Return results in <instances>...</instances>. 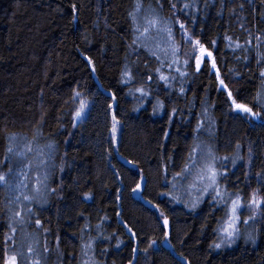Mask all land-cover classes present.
Listing matches in <instances>:
<instances>
[{
    "label": "trees",
    "instance_id": "obj_1",
    "mask_svg": "<svg viewBox=\"0 0 264 264\" xmlns=\"http://www.w3.org/2000/svg\"><path fill=\"white\" fill-rule=\"evenodd\" d=\"M141 2V25L147 10L154 9L172 27L175 57L164 51L172 41L155 29L136 39L129 13L137 0H0V172L9 166L14 173L26 171L28 195L36 176L48 173L47 195L24 203L32 213L25 212L23 223L13 222L9 211L21 210L9 205L17 193L0 184V264L5 247L9 255L22 253L18 264H31L37 257L28 253L29 246L41 264H264V208L243 223L250 216L248 194L257 188L264 194V100L256 99L264 66L256 64L254 47L248 53L234 50L225 39L243 45L248 32L264 33V0ZM181 23L213 53L220 78L237 101L260 116L232 110L210 62L196 71ZM177 68L187 75L181 77ZM126 70L134 78L128 83L123 82ZM161 73L170 77L168 85L159 80ZM139 87L150 95L141 97ZM75 92L88 102L80 120L74 119ZM113 112L120 122L115 140ZM13 134L16 152L25 151L26 144L32 152L6 153ZM209 148L219 158L218 170L226 173L218 177L220 191L239 192L245 205L238 212V237L219 249L210 245L220 243L218 228L225 226L235 196L220 201L211 190L199 191L203 185L196 173ZM236 156L243 159L234 166ZM41 159L46 164L37 167ZM29 163L31 169L25 168ZM186 166L190 171L184 172ZM137 184L141 187L134 192ZM10 222L15 243L6 245ZM90 239L93 249L85 256L82 244Z\"/></svg>",
    "mask_w": 264,
    "mask_h": 264
},
{
    "label": "snow or ice",
    "instance_id": "obj_2",
    "mask_svg": "<svg viewBox=\"0 0 264 264\" xmlns=\"http://www.w3.org/2000/svg\"><path fill=\"white\" fill-rule=\"evenodd\" d=\"M172 7H175V5H172ZM189 4H185L184 8H189ZM240 9L243 10L244 5L241 3L239 5ZM143 4L141 0H137L135 10L132 13H129V15L132 17L133 24L136 26L135 31L139 33V36L136 37V39H141L142 37L146 36L149 34L153 29L156 30V32L163 33L168 37L169 41H172V27L163 19H161L158 15L155 14L154 9H149L147 10L145 16L143 17L144 23L141 25L138 22L137 19V14L143 11ZM72 11L74 13L73 15V20L76 19L75 12L77 11V6L75 4L72 5ZM233 12H235V9H232ZM180 29L185 31L186 38L190 41L191 43V52L188 54L191 57H194L195 59V68L196 71H200L201 65L205 64L207 62L211 63V68L215 70L216 74V79L219 83V88L223 89L227 93L228 100L231 102V108L237 113H244L247 114L251 117H257L260 116V112H256L253 110L251 106H249L246 103H241L238 102L237 99L233 96L232 92L228 90V85L225 83L223 79L220 78V72L217 69V64L216 60L213 57V53L209 51V49L201 42L199 39L193 40L191 36L187 34V30L185 29V25L181 23L179 25ZM241 28H244V25H241ZM142 29V30H141ZM245 31H248L247 29H244ZM225 39L228 41V46L230 48L235 49H242L245 53H248L252 47L256 49V54H255V59H256V64L258 66H264V51H261V48L264 47V33L257 34L253 37V34L251 32H248V38L245 40L244 44H240L238 41L234 42L231 36H225ZM253 39H255V45H253ZM134 43L136 40L133 41ZM212 44H215V41L211 42ZM146 47V45H144ZM171 51L173 57H175L178 49L176 48L174 41H172L168 49H165V54L168 53V51ZM153 56H156L155 52H152ZM159 59V57H157ZM237 59H240L239 57ZM245 62L249 60V56L245 55L243 57ZM188 60L186 59L184 61V64H188ZM89 63H91V60L89 59ZM173 63H177V61L174 59ZM171 67V65H169ZM94 70V69H93ZM177 72H179L180 76H186V72H180L179 68L176 69ZM156 72H160V69H156ZM122 75L126 78L123 82L128 83L131 82L134 78L133 75L130 71H125L122 73ZM259 78L261 80V88L257 92L256 99L258 101L264 100V67H261V70L259 71ZM170 77L163 75L162 73L159 75V80L163 81L165 85H168ZM171 79H174L172 77ZM148 80H152L151 76H148ZM136 92L141 94V97H147L150 95L149 91H146L145 88L139 87L135 89ZM180 92L183 93L184 89L183 87L180 88ZM79 92H75L72 99L75 101L78 97H80ZM113 101H115L116 97L115 94L113 93L112 95ZM88 105L83 101L80 100L79 103V108L75 111L74 113V119H80L84 116L85 110L87 109ZM112 105H109V108H112ZM157 107L163 109L164 105L161 101H157ZM153 111H156V107H154ZM176 110L173 109V112ZM262 111H264V106H262ZM119 120L116 118L115 112L112 114V137L113 140H115L116 132L118 130V125H119ZM199 127V126H198ZM167 136V133L165 134ZM9 146L6 149V153L12 154L14 156H20L23 157L27 153L32 152V147L30 144L25 145V151L23 152H16L14 149L16 147V143L18 141V138L13 134L9 138ZM49 150V155L51 152L52 145H46L45 146ZM237 148H239V145H237ZM195 151V149H194ZM251 151V149H249ZM40 156H44L45 153L43 150H40L39 152ZM205 163L203 167L199 168L196 173V180L199 181L203 186L199 189V191L202 194H207L209 190L215 193L214 199L223 201L225 195L229 196H235L234 199H231V207L226 213L227 215V220L225 221V226L218 228V232L221 233V240L220 243L213 242V244L210 245V247L219 249L221 248L224 244L231 245L235 242L236 238L239 235V229L237 227L238 222H240V217L238 215V212L241 207L245 206L244 201L242 200L241 195L239 192L237 193H227L221 192L219 188V183H218V177L226 175V173L221 172L218 170L216 163L219 158H217L212 150L209 148L206 156L204 157ZM243 159L242 157L236 156L232 159V164L235 166L237 160ZM222 160L227 161L228 157H223ZM9 161V156H5V162ZM46 164V161L41 159L40 162L37 164V167H40L41 165ZM193 165H195V161H193ZM27 169H31L32 165L31 163L27 164L24 166ZM190 169L186 166L184 169V172H188ZM9 174H12L11 178L9 177ZM177 175H182V173H177ZM259 176V174H257ZM20 177H23V179H20ZM28 179L27 172L21 169L18 172H13V168L11 166L8 167L7 173H2L0 172V184L4 185L6 188H8L10 191L17 193L16 195L13 196V198L9 201V205L16 204L21 206L20 211H15L11 207L9 208V211L12 212V217L11 220L13 222H18V223H23L24 222V214L25 212L28 214L32 213L31 208H24L23 205L25 202L27 203H32L33 201H39L42 200L48 192V187H47V179H48V173L44 172L43 177L38 174L35 178V185L33 186L31 190V195L25 194L26 191L28 190V183L26 182ZM141 187L140 184L136 185V188L133 189V191L139 190ZM191 187H195V185H191ZM52 191H55L54 189ZM248 200L246 202V205L249 209L253 210V215L249 216L247 219L243 220V223L247 224L249 220L255 219V210L262 209L264 208V194L261 193V189L257 188L250 192L248 194ZM91 194H86L85 199H90ZM119 199V197H117ZM200 202L199 198H197L193 203L191 204V207L195 209L198 206V203ZM227 204V201H225ZM158 207V205H157ZM163 215V214H161ZM37 226L41 225L40 220L35 221ZM164 226H168V219L165 217L164 218ZM9 229L12 235H6L5 236V244L7 245L8 241H14V235L16 232V228L12 226V223H9ZM131 232V229H129ZM135 233L132 232V236L135 237ZM165 236H167V233H165ZM251 239V237H250ZM38 244V241L36 242ZM93 240H89L87 243L82 244L81 251L82 253L87 256L88 252L93 249ZM156 242L153 240L151 244H155ZM253 243H255V240L253 239ZM151 244L149 245L151 247ZM28 253L36 256L37 258L32 260L31 264H41V261L39 259V253L37 252L36 248L33 246H29L27 249ZM44 251L47 252V246L44 247ZM135 252V249H133ZM22 253H16L13 252V254L9 255L7 251V247H5L4 251V256H3V264H18V255H21ZM84 264H90V261H85Z\"/></svg>",
    "mask_w": 264,
    "mask_h": 264
},
{
    "label": "rangeland",
    "instance_id": "obj_3",
    "mask_svg": "<svg viewBox=\"0 0 264 264\" xmlns=\"http://www.w3.org/2000/svg\"><path fill=\"white\" fill-rule=\"evenodd\" d=\"M80 94H81V93H80ZM80 100H83V101L88 105V102L86 101V99L84 98V96L81 94L80 97H78V98L74 101V113H75V111L79 108ZM86 110H87V109H86ZM86 110H85V112H86ZM84 114H85V113H84ZM80 119H81V118H80ZM80 119H76V120H80ZM204 162H205V159H204ZM191 189H192V188H190V189H188V190L191 192ZM230 207H231V202H230V204H229L228 211H229ZM248 211H249L250 216L253 215V210H251V209L248 208ZM255 212H256L255 216H257L258 213L260 212V209L255 210ZM227 213H228V212H227ZM226 220H227V216H226Z\"/></svg>",
    "mask_w": 264,
    "mask_h": 264
}]
</instances>
